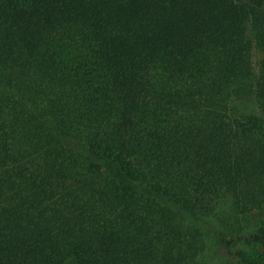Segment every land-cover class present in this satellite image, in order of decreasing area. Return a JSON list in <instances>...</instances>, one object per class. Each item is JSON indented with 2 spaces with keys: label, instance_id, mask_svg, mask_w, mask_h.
Returning <instances> with one entry per match:
<instances>
[{
  "label": "trees",
  "instance_id": "16d2710c",
  "mask_svg": "<svg viewBox=\"0 0 264 264\" xmlns=\"http://www.w3.org/2000/svg\"><path fill=\"white\" fill-rule=\"evenodd\" d=\"M256 32L264 0H0V264H201L264 203Z\"/></svg>",
  "mask_w": 264,
  "mask_h": 264
},
{
  "label": "rangeland",
  "instance_id": "374dc122",
  "mask_svg": "<svg viewBox=\"0 0 264 264\" xmlns=\"http://www.w3.org/2000/svg\"><path fill=\"white\" fill-rule=\"evenodd\" d=\"M249 36L253 41L254 73L257 76L259 74L258 64L260 58L264 57V53L257 49V44L261 41L257 36V32ZM255 91L258 93L257 87H255ZM250 102L247 103L249 104V108H244V104L242 105L243 107L238 105L241 107L242 113L241 110H237L236 115L252 112L254 115H257L256 118H259L261 111L257 109V103L253 102L250 104ZM245 201L247 202V206L241 204V208H237L240 204L238 202L235 204L237 207L235 206L234 208H216V211H214L216 215L211 217L212 222H209L207 226L204 225V228L200 231L203 239L207 242L208 252H204V259L199 261H204V264H226L229 256L227 253L229 241L234 243L231 250H237L249 259H255L264 251V203L261 202L258 206H254L256 200H252L253 202ZM202 262L200 263L203 264Z\"/></svg>",
  "mask_w": 264,
  "mask_h": 264
}]
</instances>
